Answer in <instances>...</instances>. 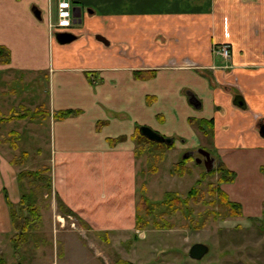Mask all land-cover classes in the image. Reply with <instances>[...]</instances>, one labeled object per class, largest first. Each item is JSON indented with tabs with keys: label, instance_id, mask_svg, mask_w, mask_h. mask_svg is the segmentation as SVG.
I'll return each instance as SVG.
<instances>
[{
	"label": "crops",
	"instance_id": "obj_1",
	"mask_svg": "<svg viewBox=\"0 0 264 264\" xmlns=\"http://www.w3.org/2000/svg\"><path fill=\"white\" fill-rule=\"evenodd\" d=\"M70 3L72 25L50 32L57 0H0V46L10 54L8 63H0V107L9 108L0 115L22 108L48 112L0 124L14 125L0 140L15 133L17 144H0V244L9 242L12 252L9 204L21 201L17 175L29 170L30 158L20 141L39 142L44 131L48 155L41 167H50L51 194L82 221L83 231L111 243L125 232L135 243L146 240L148 228L139 231L135 224L140 188L147 192L138 182L134 137L140 126L173 140L167 155L212 151L235 180L240 169L234 160L264 157L258 132L264 121V0ZM57 32L74 40L59 44ZM214 45H227L230 60ZM66 110L78 113L53 118ZM200 121H212L201 126L211 134L209 148L200 145ZM24 152L25 164L12 165ZM258 172L264 195V162Z\"/></svg>",
	"mask_w": 264,
	"mask_h": 264
},
{
	"label": "rangeland",
	"instance_id": "obj_2",
	"mask_svg": "<svg viewBox=\"0 0 264 264\" xmlns=\"http://www.w3.org/2000/svg\"><path fill=\"white\" fill-rule=\"evenodd\" d=\"M222 47L229 50L227 45H214L213 51L220 55ZM220 56L226 61L230 60V52L227 57ZM8 109L7 106L0 107L2 113ZM13 126H0V134L13 129ZM201 126L204 124L196 122L195 128L200 131L202 139L200 145L209 148L211 134ZM46 137L47 132L44 131L39 142L20 141L21 149L30 153L25 167L29 170L26 171L40 169L47 159ZM10 139L14 138L11 136ZM144 148V154L138 156V182L140 185L146 184L145 197L150 202H160L168 192L184 198L194 186L200 202L172 201L177 209L173 216L167 207L152 209L148 206L150 213L147 216L144 212L140 213L148 225L146 240L140 239L135 243L137 238H133V233L125 232L119 237H112L111 243L104 235L83 231L86 227L76 217L63 216L53 195L48 196L43 188L44 182L35 177H24L21 188L26 194L32 189L37 191V206L43 217L40 227L27 231L26 243L19 249L20 264H115L117 258L134 264H264V195L261 189L262 175L258 172L264 157L234 160L232 164H237L239 174L234 183L225 184L218 182V172L207 173L203 165L194 162L187 164L189 174L183 177L172 175L173 164L180 161L183 154L167 155L169 150L157 146ZM37 149H41L40 156L36 155ZM210 153L214 155L212 151ZM46 175L40 178H46ZM198 180L199 185H196ZM219 191L229 193L230 200L239 204V216H231ZM17 215L20 216L19 211ZM26 215L27 211H24ZM28 217L33 220L31 215ZM156 224L170 229H156ZM139 234L144 237L143 232ZM65 241L67 254L66 259L61 261ZM196 243H202L209 249L201 260L188 257L190 247ZM82 244L85 247L80 249ZM86 245L92 249L88 250ZM98 246L103 250L100 251ZM0 264H17L9 242L7 245L4 242L0 244Z\"/></svg>",
	"mask_w": 264,
	"mask_h": 264
},
{
	"label": "trees",
	"instance_id": "obj_3",
	"mask_svg": "<svg viewBox=\"0 0 264 264\" xmlns=\"http://www.w3.org/2000/svg\"><path fill=\"white\" fill-rule=\"evenodd\" d=\"M9 59H10L9 51L6 48L0 46V63H4V64L8 63ZM136 77H140L139 74H137ZM44 113H47L46 115L48 116V112H46V110L44 109L38 112L30 111L25 108H22L20 110H12L7 115L0 116V124L10 123L12 121L28 119V118L32 119L37 116L45 117ZM77 113L78 111H74V110L54 112L53 118L55 120H62L66 117L77 115ZM191 122L193 123V121ZM200 123L206 124L209 127L212 121H208V122L200 121ZM11 136L12 138H14L13 140L10 139ZM134 138H135L134 140L137 145L136 146L137 156L144 154V151H145L143 150L145 149L144 147L157 146L159 149L170 150V149H173V146H174L173 144H171L170 146H167L164 144H157V143L148 141L146 138L142 137L139 134L138 130L136 131ZM6 143H9L14 149H16L17 148L16 134L15 133L9 134L8 137L0 140V144H6ZM142 144L144 145V147L142 146ZM140 146H142V150L139 149ZM27 157H28L27 153L24 152L21 156L13 158L11 160V163L12 165H23L25 164ZM189 161L190 160H187V159L180 160L177 163L173 164L171 174L176 175L178 177H183L186 174H189L190 170L187 166ZM214 172H218L220 176L219 181H218L219 183L228 184V183H232L235 179V173L230 171L223 162H218L217 166L209 173H214ZM49 173H50V167L43 166L40 169L35 170V171H26V170L21 171L18 173L17 179L21 186L22 178L35 177L38 181L45 183L43 188L46 189L48 196H51V193H52L51 178H50ZM45 174H47L46 178H40L42 175H45ZM197 184L199 185V180L196 182V185ZM41 188L42 187H40V190ZM196 191H197L196 186L192 187L184 198L179 197L174 193L168 192L165 194V197L163 200H161L160 202L152 203L148 200L147 197H145L146 187L142 186L140 188V197L136 204V215H135L136 229L139 231H142L148 228L147 221L142 220L140 213L144 212L145 215L147 216L150 213L149 207H151L152 209L161 207V206L167 207L169 208V211H172L171 215L173 216L177 209L176 207L175 208L173 207L172 201H176L179 203H187L190 200V201H193L194 203H199L200 200L196 196V193H197ZM218 193L221 196L222 202L230 209L231 216H239L241 214V208L239 204L230 201V199L228 198V195L225 192L219 191ZM38 195L39 194L37 193L35 189L29 190L27 194L24 193L22 190L21 201L18 206H13L8 203L9 208H10L11 220H12V224H13L14 231H15V234L11 237V242L13 245V254L17 260V264H20L19 249L24 243H26L27 231L35 230L36 228L40 227L42 224V217H41L39 208L37 206ZM56 201H57L58 210L63 216H74L78 218L73 212H71L68 208L65 207V205L62 203V201L57 196H56ZM16 208L20 212V216L17 215L18 211L16 210ZM24 211H27L26 216H24ZM29 215H31V218H33V220H31L28 217ZM79 221L82 223L80 219ZM154 228L170 229L167 226H161L157 224L154 226ZM115 264H131V263L124 261L120 258H117Z\"/></svg>",
	"mask_w": 264,
	"mask_h": 264
},
{
	"label": "water",
	"instance_id": "obj_4",
	"mask_svg": "<svg viewBox=\"0 0 264 264\" xmlns=\"http://www.w3.org/2000/svg\"><path fill=\"white\" fill-rule=\"evenodd\" d=\"M33 14L36 18L40 19V11L34 8ZM79 16L78 13H74V17L77 18ZM55 40L59 44H66L74 40V36L67 32H57L54 34ZM239 106H243V102H238ZM139 134L146 138L148 141L157 143V144H164L167 146H170L173 143V140L171 138H166L159 133L155 132L151 128L147 126H140L138 129ZM258 132L259 135L264 138V121L259 124L258 126ZM197 153L205 158L204 165H205V171L207 173L211 172L215 165H214V158L210 156V154L204 150V149H198ZM200 163V161H198ZM209 252V249L206 245L202 243H196L193 244L189 251H188V257L192 260H201L205 255H207Z\"/></svg>",
	"mask_w": 264,
	"mask_h": 264
},
{
	"label": "built area",
	"instance_id": "obj_5",
	"mask_svg": "<svg viewBox=\"0 0 264 264\" xmlns=\"http://www.w3.org/2000/svg\"><path fill=\"white\" fill-rule=\"evenodd\" d=\"M72 25V13L70 0H57L56 5V21L49 22L50 32L54 30H64ZM219 54L223 57H227L229 50L226 47H222Z\"/></svg>",
	"mask_w": 264,
	"mask_h": 264
},
{
	"label": "flooded vegetation",
	"instance_id": "obj_6",
	"mask_svg": "<svg viewBox=\"0 0 264 264\" xmlns=\"http://www.w3.org/2000/svg\"><path fill=\"white\" fill-rule=\"evenodd\" d=\"M198 149H201V148H196L195 150L184 152L183 153V157L181 158V160H186L187 159V160H190L189 162H194L195 164L203 165L204 168H205V165H204L205 158L197 153ZM202 149H204V148H202ZM207 152L210 154V156L212 158H214L215 167L217 166L218 162H222L221 160H219V158H216L214 155H211V153L209 151H207ZM198 161H200V163Z\"/></svg>",
	"mask_w": 264,
	"mask_h": 264
}]
</instances>
